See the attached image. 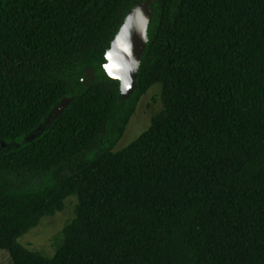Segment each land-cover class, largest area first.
I'll list each match as a JSON object with an SVG mask.
<instances>
[{
  "label": "trees",
  "instance_id": "trees-1",
  "mask_svg": "<svg viewBox=\"0 0 264 264\" xmlns=\"http://www.w3.org/2000/svg\"><path fill=\"white\" fill-rule=\"evenodd\" d=\"M136 1L0 0V248L14 264H264V0H157L123 100L102 65ZM158 83L163 109L114 151ZM73 196L52 256L19 242Z\"/></svg>",
  "mask_w": 264,
  "mask_h": 264
},
{
  "label": "rangeland",
  "instance_id": "rangeland-1",
  "mask_svg": "<svg viewBox=\"0 0 264 264\" xmlns=\"http://www.w3.org/2000/svg\"><path fill=\"white\" fill-rule=\"evenodd\" d=\"M162 88V84H155L141 97L136 112L132 116L124 135L114 146V151L122 150L149 128L152 117L164 107L161 100ZM53 122V117L50 122L46 121L43 125L44 131ZM76 203L77 197L68 198L62 211L43 217L39 225L22 236L19 242L32 250H40L45 252L47 256H52L62 243L59 231L70 223L74 217ZM0 264H14L10 252L6 249L0 248Z\"/></svg>",
  "mask_w": 264,
  "mask_h": 264
},
{
  "label": "clouds",
  "instance_id": "clouds-1",
  "mask_svg": "<svg viewBox=\"0 0 264 264\" xmlns=\"http://www.w3.org/2000/svg\"><path fill=\"white\" fill-rule=\"evenodd\" d=\"M149 18L144 14L141 7L137 6L132 13H128L118 32L115 34L112 41V46L105 51V60L102 65L103 70L108 76L120 80L121 95L127 93L131 88L133 80L129 73L133 70L139 69V61L132 58V44L130 41V29L133 25L139 30L145 43L148 42V26ZM126 56L130 59H126Z\"/></svg>",
  "mask_w": 264,
  "mask_h": 264
},
{
  "label": "water",
  "instance_id": "water-1",
  "mask_svg": "<svg viewBox=\"0 0 264 264\" xmlns=\"http://www.w3.org/2000/svg\"><path fill=\"white\" fill-rule=\"evenodd\" d=\"M156 1L157 0H143V1L138 0L130 8L128 13H132L133 9L137 6H139L142 8L144 14L149 18V21L151 22V20L153 18V6L156 3ZM150 22H149V25H150ZM148 29H149V26H148ZM130 41L132 44V49H131L132 58H134L136 61H139L140 64H139L138 70H133V71H130V73H129L131 79L133 80L131 88L124 95H121V91H120V96H121V99H123V100L129 99L134 94V92L136 91V89L138 87L137 80L139 77L140 66H141V62H142L144 53H145L146 48H147V44H148V42L145 43V41L143 40L139 30L136 28L135 25H133V27L130 29ZM111 46H112V42L110 44V47ZM126 59H130V58H128L126 56ZM86 74H87V77L83 79V82L85 84H88L89 82H93L97 79V76L95 75V73L93 72V68H91V67H89L87 69ZM109 78L112 81H119V83L121 84L120 80L114 79L113 77H110V76H109ZM73 99H74V97H68V98H64L62 101H60L54 107V109L47 115V117L44 120V123H46V121L50 122L52 117H53V121H55L61 114H63L65 109L72 103ZM44 123L39 125L36 128V130L32 134H30L26 139L27 140L35 139L39 134H42L44 132V128H43ZM3 145H5V143H3Z\"/></svg>",
  "mask_w": 264,
  "mask_h": 264
}]
</instances>
